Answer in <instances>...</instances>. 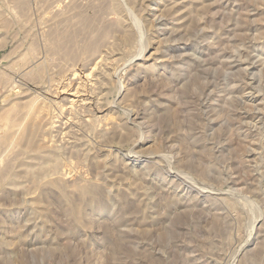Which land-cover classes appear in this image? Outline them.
Segmentation results:
<instances>
[{
    "label": "rangeland",
    "instance_id": "rangeland-1",
    "mask_svg": "<svg viewBox=\"0 0 264 264\" xmlns=\"http://www.w3.org/2000/svg\"><path fill=\"white\" fill-rule=\"evenodd\" d=\"M7 166L0 264H264V0H0Z\"/></svg>",
    "mask_w": 264,
    "mask_h": 264
},
{
    "label": "bare ground",
    "instance_id": "bare-ground-1",
    "mask_svg": "<svg viewBox=\"0 0 264 264\" xmlns=\"http://www.w3.org/2000/svg\"><path fill=\"white\" fill-rule=\"evenodd\" d=\"M56 8H57V7H56ZM71 8H72V7H71ZM59 10H60V9H59ZM57 11H58V10H57ZM63 11H64V10H63ZM69 11H70V10H69ZM74 14H75V13H74ZM54 16H55V15H54ZM76 16H77V15H76ZM85 21H86V20H85ZM77 22H78V20H77ZM83 24H84V23H83ZM86 25H87V24H86ZM86 25H85V26H86ZM75 26H76V25H75ZM107 27H108V26H107ZM79 31H80V30H79ZM62 32H63V31H62ZM70 32H71V31H70ZM77 32H78V31H77ZM72 33H73V32H72ZM89 33H90V31H89ZM62 34H63V33H62ZM75 34H76V32H75ZM76 36H77V34H76ZM83 37H84V36H83ZM72 38H73V37H72ZM72 38H70V39H72ZM73 40H74V39H73ZM67 42H68V41H67ZM75 42H76V39H75ZM75 42L73 41V43H75ZM82 42H83V41H82ZM65 43H66V41H65ZM84 44H85V43H84ZM92 44H93V43H92ZM62 45H63V44H62ZM74 45H75V44H74ZM74 45H73V46H74ZM79 47H80V46H79ZM89 47H90V46H89ZM91 50H92V48H91ZM71 58H72V57H71ZM94 67H95V66H94ZM96 67H97V66H96ZM95 69H96V68H95ZM95 69H94V70H95ZM92 71H93V70H92ZM89 75H90V74H89ZM74 78H75V77H74ZM71 83H72V82H71ZM71 83H70V84H71ZM72 84H73V83H72ZM70 87H71V86H70ZM120 87H121V86H120ZM120 87H119V88H120ZM68 88H69V87H68ZM63 90H64V89H63ZM75 90H76V89H75ZM120 90H121V89H120ZM119 92H120V91H119ZM102 96H103V95H102ZM238 99H239V98H238ZM35 127H36V126H35ZM28 130H29V129H28ZM29 131H31V129H30ZM30 133H31V132H30ZM30 133H29V136H30ZM29 136H28V137H29ZM28 140H29V138H28ZM28 140H27V141H28ZM14 143H15V142H14ZM13 145H14V144H13ZM7 168H8V166H7L6 169H4L3 171H0V179H1V178H3V179L5 178L6 175L4 176V172L7 170ZM5 173H6V172H5Z\"/></svg>",
    "mask_w": 264,
    "mask_h": 264
}]
</instances>
